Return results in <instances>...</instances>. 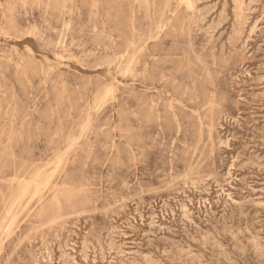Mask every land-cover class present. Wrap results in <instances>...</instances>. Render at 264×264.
I'll list each match as a JSON object with an SVG mask.
<instances>
[{"label": "rangeland", "instance_id": "374dc122", "mask_svg": "<svg viewBox=\"0 0 264 264\" xmlns=\"http://www.w3.org/2000/svg\"><path fill=\"white\" fill-rule=\"evenodd\" d=\"M0 264H264V0H0Z\"/></svg>", "mask_w": 264, "mask_h": 264}, {"label": "bare ground", "instance_id": "6f19581e", "mask_svg": "<svg viewBox=\"0 0 264 264\" xmlns=\"http://www.w3.org/2000/svg\"><path fill=\"white\" fill-rule=\"evenodd\" d=\"M217 9V8H216ZM239 24V23H238ZM188 209V208H187ZM160 226V225H159Z\"/></svg>", "mask_w": 264, "mask_h": 264}]
</instances>
